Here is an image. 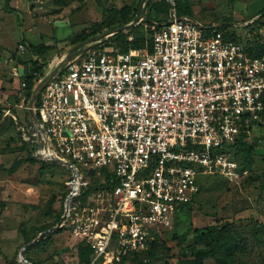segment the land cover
Wrapping results in <instances>:
<instances>
[{
  "label": "built area",
  "instance_id": "1",
  "mask_svg": "<svg viewBox=\"0 0 264 264\" xmlns=\"http://www.w3.org/2000/svg\"><path fill=\"white\" fill-rule=\"evenodd\" d=\"M163 1L167 20L143 26L150 53H77L41 91L33 132L4 113L32 158L71 170L58 229L90 247L91 264L144 251L195 198L200 176L238 183L247 172L231 148L264 130V56ZM94 177L109 186L89 192Z\"/></svg>",
  "mask_w": 264,
  "mask_h": 264
},
{
  "label": "rangeland",
  "instance_id": "2",
  "mask_svg": "<svg viewBox=\"0 0 264 264\" xmlns=\"http://www.w3.org/2000/svg\"><path fill=\"white\" fill-rule=\"evenodd\" d=\"M157 1L146 0L144 20L148 5ZM141 2L10 0L9 6L15 12H9L4 10L5 0H0V105L10 109L19 117L15 116L19 125L27 128L21 118L23 113L17 109L25 101L20 78L11 75L13 68L19 74L23 70L16 58L29 57L26 50L20 52V47L25 49L22 40L35 47H52L43 57L46 77L75 46L71 41L76 36L98 28L101 33L111 30L100 28L106 18L125 6L131 7L136 16ZM178 6L180 12H190L201 24L227 27L245 46L257 43L264 48V0H178ZM167 15L168 11L152 14L151 19L161 23ZM143 24L131 35L144 32ZM109 38L91 45V50H82H112L116 41ZM19 125L8 115L0 116V264H23L21 249L53 223L60 210L64 183L71 175V170L59 164L40 172V163L24 161L26 152L21 150ZM247 142L252 152L237 153L246 176L236 184L218 176H200L192 204L174 215L170 227L154 231L153 237L151 234L152 246L148 242L137 258H129L123 264H198L191 253L205 252L232 240L244 249L224 256L221 264H264V130H255ZM214 226L218 233L214 239L197 237L199 232ZM34 236L37 237L33 239ZM75 244L68 232L57 234L41 247L31 249L27 256L33 264H85ZM203 264L218 263L207 260Z\"/></svg>",
  "mask_w": 264,
  "mask_h": 264
},
{
  "label": "trees",
  "instance_id": "3",
  "mask_svg": "<svg viewBox=\"0 0 264 264\" xmlns=\"http://www.w3.org/2000/svg\"><path fill=\"white\" fill-rule=\"evenodd\" d=\"M9 3H10V0H5L4 10L5 11L9 10V12H15L14 9L10 8ZM148 4H149V2H147V5ZM148 6H149V11L146 12L147 18H146V20L141 22V23L147 24L148 26L151 25V23H157L156 21L151 19L152 14H156V15L166 14L168 11V5L163 0H159L157 2L151 3ZM177 12H178L179 17H187V18L198 21L196 18H194L192 16V14L190 12H186V11L180 12V9L178 6V0H177ZM134 16H135V12L131 9V7L125 6L122 9H120L118 12H116L113 15L106 18V20H104V22L100 25L101 26L100 28H103V30H109V29L115 28L117 26L126 25L133 19ZM141 23L134 26L133 28H131L128 31L121 32L119 34H115L114 36H112L111 38L116 41L115 48H112V51L115 53H127L131 49H136V50H146L147 52L150 53L151 52V45H150V36H151L150 33H151V31L147 30L149 28H147L144 32H141L140 34H137L134 36L131 35V33L134 31V29L136 27H139V25H141ZM217 30H218V32H220L222 34L224 40L237 42V43L240 42L238 40V38L236 37L235 33L230 32L227 27H225L223 25L217 26ZM101 32H102V30H99V28H98V30H94V31L87 33V34L81 33L80 35L76 36L71 41V45L74 46L80 42H84L88 38H90L96 34H99ZM129 38H131V40H129ZM108 39H110V38H108ZM21 44L25 46V50H26L27 54L29 55L27 60H20L19 58H16L18 63L21 64L23 67V70H22L21 76H20V84L24 85V87H22V90H23L24 95H25V102L24 103L26 106L29 99H30V96H31L33 90L37 87V85L45 77L46 63H45V60L43 57L48 52H50L52 50V47L51 46H44V45H40V46L35 47V46L30 45V44H27L25 42V40H22ZM245 47H246V50L248 52V55L251 56L252 58H259L263 55L262 52L264 51V48L262 46L258 45L257 43L254 44L253 46H250V47L245 46ZM89 50H91V47L89 48ZM78 53L85 54L86 51L81 49L78 51ZM7 110H9V112L11 113L10 109H7ZM5 111H6V108L0 105V116H3ZM22 113H23V116L21 118H23L24 121L26 122V111H23ZM11 114L18 117L14 113H11ZM10 119L15 124V121L13 120V118L11 116H10ZM19 133L21 136V132H19ZM247 140L248 139H246L244 136H241L238 138V140L236 141L234 146L231 148L233 159L238 163L241 171H244V167H243L244 163L240 162L238 160L237 153H238V151H241V150L245 151L247 154H250V152H252V147H251V145L248 144ZM21 150L23 152H26V157L24 158V161L31 162V163H40V169H39L40 172H44L45 170L51 169L52 167L57 165L55 162H42L38 159L32 158L28 153V145L25 141L22 140V138H21ZM66 182H67V180L65 181V183ZM65 183H64V192H63V195L61 198V205H60V210H59L58 215L56 216V218L54 219L52 224L47 225L44 228H42L36 235L52 229L59 222L60 217L62 215V203H63L64 197L67 193ZM106 186L107 187L109 186L108 182L105 185H101L99 183V180L94 177L90 181V186H89L88 191L92 192V191H94L100 187H106ZM192 202H193V200L189 204H187L186 206L181 207L180 211H182L183 209L190 206L192 204ZM62 233H67V229L63 227V228L58 229L54 232H50V233L43 235L39 239V241H37L35 244L31 245L24 252L25 260L27 262H29L30 264H33L32 260L27 256L28 252L33 248L41 247L42 245H44L45 241L48 238H50L51 236H54L57 234H62ZM153 233H152V237L154 236ZM217 234H218L217 228L214 226V227L206 228L204 230V232H199V235L197 237L203 238L206 240L209 238L214 239ZM35 237H37V236H34L33 239H35ZM31 240H29L25 243H29ZM153 243H154L153 239L149 240L148 246H152ZM75 245L78 248V253L80 255L81 262H84L85 264H91L92 251H91L90 247L86 243L79 242V241H76ZM242 249H244V246L241 247L240 243L232 240L231 242H228V243H222V244L220 243L218 245H215V246L211 247L208 251L191 253V255L195 258V260L198 264H203L204 261H207V260H214L218 264H221L224 262V259H225L224 256L232 255L234 252L241 251ZM140 254H141V252L140 253H134L130 256L124 257L117 264H123L126 260H128L129 258H132V257L137 258ZM220 255H222V256H220ZM95 264H98V263H95Z\"/></svg>",
  "mask_w": 264,
  "mask_h": 264
},
{
  "label": "water",
  "instance_id": "4",
  "mask_svg": "<svg viewBox=\"0 0 264 264\" xmlns=\"http://www.w3.org/2000/svg\"><path fill=\"white\" fill-rule=\"evenodd\" d=\"M146 0H142L141 5L139 7L138 13L136 14V16L134 17V19L127 25L124 26H119L116 28H113L109 31L103 32L99 35H95L92 36L90 38H88L86 41L84 42H80L78 44H76L69 52L68 54L62 58L59 62V64L49 73L47 74V76L45 78L42 79V81L37 85V87L33 90L30 99L27 103V112H26V117H27V125L29 126V128L31 129V131H35L36 129H38V121H37V117L35 115L34 112V108L35 105L38 101V98L40 96L41 91L46 87V85L58 74V72L61 70V68L70 60H72L78 53L79 50L83 49L84 47H90L93 44L96 43H100L101 41L114 36L115 34H119L121 32H125L130 30L131 28H133L134 26L138 25L141 21L144 20L143 18V8H144V4H145ZM64 221V217H62L60 219V221L58 222V224L50 229L47 230L41 234H39V236L32 241L31 243L23 246V248L20 251L19 257H20V261L23 264H29L24 258H23V253L24 251L30 247L31 245L35 244L37 241H39V239L50 232H54L56 230H58V228L60 227V225L62 224V222Z\"/></svg>",
  "mask_w": 264,
  "mask_h": 264
}]
</instances>
